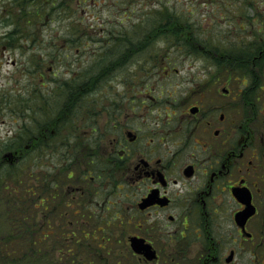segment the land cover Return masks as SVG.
Listing matches in <instances>:
<instances>
[{
  "label": "flooded vegetation",
  "instance_id": "flooded-vegetation-1",
  "mask_svg": "<svg viewBox=\"0 0 264 264\" xmlns=\"http://www.w3.org/2000/svg\"><path fill=\"white\" fill-rule=\"evenodd\" d=\"M206 48L198 49L208 57ZM123 52L120 69L110 73L121 76L123 89L111 78L107 102H77L74 118L91 119V131L61 143L53 197L76 207L77 219L85 213L109 220L115 205L123 206L134 222L125 248L140 264H264V111L257 88L233 93L216 84L227 77L225 67L207 69L204 84L216 85L195 81L197 100L182 105L176 87L147 79L161 72L131 71L144 65L143 55L130 62ZM132 236L153 258L146 248L133 251Z\"/></svg>",
  "mask_w": 264,
  "mask_h": 264
},
{
  "label": "rangeland",
  "instance_id": "rangeland-1",
  "mask_svg": "<svg viewBox=\"0 0 264 264\" xmlns=\"http://www.w3.org/2000/svg\"><path fill=\"white\" fill-rule=\"evenodd\" d=\"M22 5L23 0H0V93L7 94L4 102L0 99V110L3 109L2 113L0 112V138L14 134L18 124L13 122L15 118L10 116L9 110L5 108L10 106L18 108L21 114L29 115V118L31 114H35L39 124L46 126V135L54 122L58 123V130L53 134L55 137L59 134V140L72 142L78 135L89 133L91 119L79 124L74 118L78 108L77 102L87 101L86 108L92 106L93 97L107 102L110 88L108 81L112 78L110 73L120 69L119 63L117 66L110 65L111 56L103 59L98 55L101 52V55H104V50L107 53L110 46L119 44L118 40H115L119 39L118 33L126 31L132 34V30L136 28L140 30V37L147 34L146 37L135 42L138 45L129 48L124 44V38L120 39L123 41V47H116L118 52L114 60L122 57L123 51L129 54L130 62L143 55L140 62L144 65L132 64L131 71L137 70L138 67L147 74H150V71L161 72L160 75L154 74L147 79L162 83L163 87L168 86L169 90L176 87L174 90L181 97L182 105L197 100V95L192 90L196 89L195 81H199L203 85L227 86L233 93H236L238 88L255 87L257 89L254 91L261 103L260 108L264 111V64L259 65L258 58H254L252 62H241L244 67L239 69L246 72L245 77L241 75L232 78L227 75L231 78L226 77L216 84H204L205 81L202 80L207 79L204 74L207 69H225L222 64L226 56L224 51L243 45L246 52L252 53V49L257 51L258 47L264 46V0H82L80 4L77 1H69L64 5L65 14L48 15L44 17V22L36 23L32 17H27L23 11L20 12ZM170 9L176 12L172 16L176 19L161 22L159 18L163 14L160 12ZM19 26L20 33H15V36L8 40L6 34L10 29L17 30ZM191 34L194 38L197 37L198 42L194 44L204 46L200 42L201 38H212L210 43L221 48L215 47L217 50L212 51L206 48L211 55L203 56L204 53L192 45L188 38ZM110 35L114 37L108 40ZM4 43L12 45L5 50ZM218 50L223 52L220 54ZM92 63L97 64L95 70L90 69ZM120 78L121 76L116 75L112 79L115 87L122 90ZM29 81L32 83L27 86ZM66 81L76 90L73 97L68 98L67 93L60 89L61 85H67ZM34 89L36 91L32 92L31 97H25L28 96L26 90ZM94 91L98 96L93 94ZM79 96L83 99L79 100ZM9 99L12 104H8ZM226 100L228 105L234 103L230 102V97ZM67 117L75 122H67ZM45 139H49V136ZM56 154L58 152L53 155ZM51 157L53 158L49 156L48 161L50 167L54 164ZM58 158L55 163L60 164L59 154ZM59 172L60 165L54 174ZM47 178L48 182H53L52 177ZM31 182H36L35 176L31 177ZM49 186L51 193L55 195L54 185ZM46 200L48 212L43 211L39 205L37 209L32 210L37 219L47 218L49 223L54 220L64 221L60 233L78 232L75 236L80 237V226L76 227L70 223L72 220L67 214L71 207H63L65 200L51 195ZM73 202L71 205L75 204ZM123 210V206L115 205L113 217L115 212L118 216L109 226L117 228L115 236L122 243H117L114 247L111 241L104 248L114 250V253L107 254L108 258L125 260V264H140L125 248L126 236L134 222L127 219ZM61 213L64 216H61ZM85 217L87 218V214ZM92 221L95 220L90 218L91 224ZM119 221L124 224L121 225ZM65 222L70 225H65ZM81 226L83 229L86 227ZM90 227L92 228V225ZM71 240L68 238L58 246L66 248V244ZM98 250L102 248L99 247Z\"/></svg>",
  "mask_w": 264,
  "mask_h": 264
},
{
  "label": "trees",
  "instance_id": "trees-1",
  "mask_svg": "<svg viewBox=\"0 0 264 264\" xmlns=\"http://www.w3.org/2000/svg\"><path fill=\"white\" fill-rule=\"evenodd\" d=\"M69 1H77L80 4L82 0H23L20 12L23 11L27 17H32L35 23L37 21L44 22V17L48 15L65 14L64 5L69 3ZM160 13L163 14L159 18L161 22L176 19L172 17L176 12L171 9L170 11L162 10ZM19 30L20 26L17 30L10 29L6 34L8 40L12 39L15 33H20ZM145 32L147 31L145 30ZM114 35L116 34L114 33ZM140 35V30L137 28L132 30V34L126 33V31L118 33L119 39L115 40H118L119 44H113L107 53L104 50L103 53L105 54L101 55V52L98 57L106 59L111 56L109 59L111 61L110 65L117 66L118 61L114 60V57H116L118 52L116 47H123V41L120 39L124 38V44L129 48L138 45L135 42L145 38L147 34H144L143 37H140ZM81 37L83 36L81 35ZM109 37L112 38L114 36L110 35ZM188 38L191 40L194 35L191 34ZM193 44L194 42L192 41ZM9 45L12 44L8 43L6 45L4 43V49L9 48ZM202 45L205 47L211 45V48L208 47L211 51L216 49L215 47L221 48L208 42L202 43ZM194 46L199 48L198 44H194ZM239 49L240 46H235V49L224 51L226 56L222 64L228 71L227 75L232 78L238 77L236 76V71H241L239 68L244 64L241 62H252L254 58H258L259 65L264 64V46L258 47L254 56H251L252 54L245 50H243V54ZM218 52L221 54L223 50H218ZM91 65L90 69L94 68L95 70L97 64L92 63ZM259 70H261L260 66ZM31 78L33 83H35L33 75H31ZM31 83L29 81L26 85L29 86ZM65 84L67 85H61L60 89L62 88L61 90L67 93L68 98L73 97L76 94V90L71 88L72 85L67 81ZM34 87L36 89L35 84ZM35 89L34 91L26 90L25 92L28 96L25 97H31L32 92L36 91ZM6 95V93H0L1 101L4 102L6 100ZM22 97L24 98V96ZM8 104H12L10 99ZM5 108L9 110L8 114L15 118L13 122L18 124L14 134L0 138V264H125V260L120 261L113 257L108 258L107 254L114 253V250L113 248L112 251L104 248L111 241H113L114 247L117 243H122L115 236L117 228H111L112 226L109 228L113 220L116 219V215L109 220L92 221L91 224L89 222L90 216L87 214L86 218L84 213H89V210L86 206H83L84 202H82L80 209L84 210L83 218L77 219L76 207L68 212L69 219L71 218L72 220L70 223L76 227L80 226L81 232L79 233L80 237H78L75 236L78 232H70V234L60 233L64 221L57 222L54 220L49 223L47 218L39 220L32 213V210L38 208L37 205L43 211L48 212L46 210L48 208L46 198L50 195L53 196L49 185H54V182H48L47 177L54 176L55 169L60 165L55 163L59 159L58 154H56L51 159L54 163L53 166H49L48 152L49 150L54 153L59 151V143H63L65 140H59L61 139L59 134L57 137L53 134V132L58 130V123L54 122L47 132L49 139H45L47 136L46 126L39 124L35 114H31L29 118V115L21 114L18 108L11 106ZM2 110H0L1 113ZM7 153L10 154L6 155ZM38 166L40 169H38ZM32 176H35V183L31 182ZM35 193L37 194L34 195ZM63 207L67 209L65 205ZM62 215L64 216L63 213H61ZM119 223L121 225L124 224L123 221H119ZM68 224L69 222H65V225ZM81 225H86V227L83 229ZM91 225L92 228L90 227ZM68 238L72 240L66 244V248L58 246L59 243ZM99 247L102 250H98Z\"/></svg>",
  "mask_w": 264,
  "mask_h": 264
},
{
  "label": "water",
  "instance_id": "water-1",
  "mask_svg": "<svg viewBox=\"0 0 264 264\" xmlns=\"http://www.w3.org/2000/svg\"><path fill=\"white\" fill-rule=\"evenodd\" d=\"M130 244H131V247L133 248V250L135 251V252H137V253H141L142 252V250L144 249V248H146L145 247V244H143L142 243V239L141 238H139V237H137V236H132L131 238H130ZM149 247V246H148ZM147 249V256L149 257V258H153V256L155 255L154 254V252H150L149 250H148V248H146Z\"/></svg>",
  "mask_w": 264,
  "mask_h": 264
}]
</instances>
